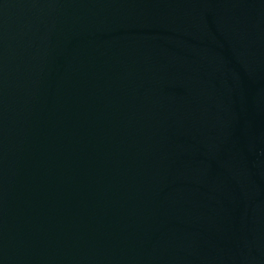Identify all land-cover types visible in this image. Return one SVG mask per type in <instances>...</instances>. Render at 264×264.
<instances>
[{"label": "water", "instance_id": "1", "mask_svg": "<svg viewBox=\"0 0 264 264\" xmlns=\"http://www.w3.org/2000/svg\"><path fill=\"white\" fill-rule=\"evenodd\" d=\"M0 264H264V0H0Z\"/></svg>", "mask_w": 264, "mask_h": 264}]
</instances>
